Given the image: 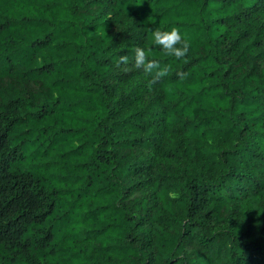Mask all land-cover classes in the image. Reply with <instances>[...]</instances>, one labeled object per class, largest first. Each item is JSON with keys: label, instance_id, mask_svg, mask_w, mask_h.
<instances>
[{"label": "trees", "instance_id": "obj_1", "mask_svg": "<svg viewBox=\"0 0 264 264\" xmlns=\"http://www.w3.org/2000/svg\"><path fill=\"white\" fill-rule=\"evenodd\" d=\"M0 264H264V0H0Z\"/></svg>", "mask_w": 264, "mask_h": 264}, {"label": "clouds", "instance_id": "obj_2", "mask_svg": "<svg viewBox=\"0 0 264 264\" xmlns=\"http://www.w3.org/2000/svg\"><path fill=\"white\" fill-rule=\"evenodd\" d=\"M153 41L161 46V48L166 51L169 55L174 57H182L188 50L187 43L180 31L176 27H170L164 30H154ZM122 61H127L126 56H121ZM146 51L143 48L137 47L135 49V61L137 66H142L146 64L148 69L153 67L151 62H147Z\"/></svg>", "mask_w": 264, "mask_h": 264}]
</instances>
